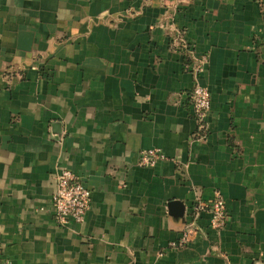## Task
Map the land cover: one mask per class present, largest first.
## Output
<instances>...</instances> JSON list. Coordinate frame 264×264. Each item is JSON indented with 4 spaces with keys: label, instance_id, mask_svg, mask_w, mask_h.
<instances>
[{
    "label": "crops",
    "instance_id": "1",
    "mask_svg": "<svg viewBox=\"0 0 264 264\" xmlns=\"http://www.w3.org/2000/svg\"><path fill=\"white\" fill-rule=\"evenodd\" d=\"M62 167L91 190L65 227ZM217 193L225 225L204 209L171 247ZM0 244L11 264H264V0H0Z\"/></svg>",
    "mask_w": 264,
    "mask_h": 264
},
{
    "label": "built area",
    "instance_id": "2",
    "mask_svg": "<svg viewBox=\"0 0 264 264\" xmlns=\"http://www.w3.org/2000/svg\"><path fill=\"white\" fill-rule=\"evenodd\" d=\"M184 47L185 42L181 43ZM181 45V46H182ZM182 46V47H183ZM189 49V48H188ZM206 56H202L201 65L195 67V74L202 71ZM192 117L199 123V128H204L206 116L210 110L211 96L207 86L196 82L189 92ZM204 134H202L203 136ZM164 153L157 148H147L139 152V165L153 167L158 161L164 159ZM52 210L55 222L59 226H67L70 223H82L91 204V190L83 179L68 167L60 168L55 175V188L51 194ZM206 209L209 214V224L214 230L221 229L227 220L225 200L220 194L207 204L199 202L193 205L189 223L177 241L170 243L173 248L182 247L190 241L192 231L198 213ZM0 264H11L2 255L0 244Z\"/></svg>",
    "mask_w": 264,
    "mask_h": 264
},
{
    "label": "water",
    "instance_id": "3",
    "mask_svg": "<svg viewBox=\"0 0 264 264\" xmlns=\"http://www.w3.org/2000/svg\"><path fill=\"white\" fill-rule=\"evenodd\" d=\"M169 210L173 214L181 215L183 213V203L178 200L170 201L169 204Z\"/></svg>",
    "mask_w": 264,
    "mask_h": 264
}]
</instances>
